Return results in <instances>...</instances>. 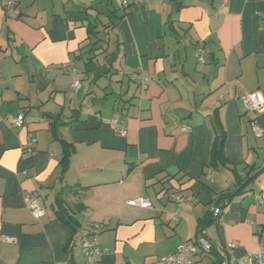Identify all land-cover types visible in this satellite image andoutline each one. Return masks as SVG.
Masks as SVG:
<instances>
[{
	"label": "crops",
	"instance_id": "obj_1",
	"mask_svg": "<svg viewBox=\"0 0 264 264\" xmlns=\"http://www.w3.org/2000/svg\"><path fill=\"white\" fill-rule=\"evenodd\" d=\"M12 1L18 16L0 0V264H86L80 239L93 224L105 249L96 264H159L196 237L198 222L220 194L240 186L221 217L207 225V237L217 254L227 244L238 254L264 246V170L247 185L235 181L264 166V111L251 113L238 98L252 90L264 97V0L132 4L112 30L116 52L108 55L106 44L108 51L89 66L88 47L80 49L87 43L85 23L95 13L106 23L113 0ZM106 54L107 61L119 59V66L111 64L114 76L90 79L95 65L103 71L110 65ZM78 61L97 88L78 94L81 82L76 90L72 84L87 81L84 75L69 77L65 86L44 83L56 71L74 74L63 65L77 70ZM138 71L149 76L144 87ZM103 78L117 81V90L110 91ZM69 87L77 95L65 110L66 97L57 96ZM19 113L20 128L12 124ZM115 115L126 119L124 136L110 125ZM253 118L262 137L250 130ZM212 119L225 130L229 161L217 169L205 166L215 135ZM29 135L36 139L32 153L23 150ZM61 140L74 151L59 180ZM73 184L86 188L78 196L64 193L70 204L85 206L70 246V229L54 217L51 203L63 185ZM175 192L194 201L177 203ZM28 194L44 209L39 219L27 207ZM140 198L150 206L128 203ZM176 213L178 222L172 220ZM215 256H197L196 264H205L203 257L212 264Z\"/></svg>",
	"mask_w": 264,
	"mask_h": 264
},
{
	"label": "built area",
	"instance_id": "obj_2",
	"mask_svg": "<svg viewBox=\"0 0 264 264\" xmlns=\"http://www.w3.org/2000/svg\"><path fill=\"white\" fill-rule=\"evenodd\" d=\"M145 0H119L118 8L123 9L128 7L131 4L143 3ZM6 6L10 8L11 14L13 16L19 15V8L15 6V3L12 0H6ZM264 18V13L262 14ZM197 60L203 62V57L201 51L197 53ZM63 67L70 69L72 72H75L76 69L71 63H66ZM136 80L140 87H144L148 75L142 72H136ZM72 87L76 90L80 87V81L75 80L72 84ZM239 100L242 106L249 112L254 114H260L264 111V97L259 90L246 91L239 95ZM24 116L23 113H19L13 120L12 124L15 127H22ZM125 118L115 115L110 120V125L114 130L120 135L124 136L126 134L125 128ZM250 130L252 134L259 138L263 135V128L260 127L255 118L250 121ZM181 131L188 132V126H181ZM36 139L29 135L27 141L23 145V150L27 153H32L34 149V143ZM172 199L179 202H193L194 198L192 196H184L180 193H173ZM27 207L31 215L35 219H39L44 215V209L40 203V200L37 196L26 195ZM132 205H141L144 207L150 206V201L148 199L140 198L131 200L128 202ZM210 211L214 220H217L221 217L222 208L218 205H212ZM179 214H174L172 220L178 222L180 220ZM99 225H94L90 231L80 240V245L83 250V253L86 257V264H96L100 260V256L105 249L100 246L99 243ZM212 244L207 237L206 229L202 228L198 231L194 239H185L177 245L174 251L171 253L162 256L159 258V264H196L195 258L197 256H208L212 252ZM212 264H264V246H260L251 252H244L242 254L237 253V249L233 244H227L225 247L215 256Z\"/></svg>",
	"mask_w": 264,
	"mask_h": 264
},
{
	"label": "trees",
	"instance_id": "obj_3",
	"mask_svg": "<svg viewBox=\"0 0 264 264\" xmlns=\"http://www.w3.org/2000/svg\"><path fill=\"white\" fill-rule=\"evenodd\" d=\"M107 2L110 3V0H107ZM131 5H129L126 8L121 9L120 13H118V10L120 8H115L112 5L111 8L107 9L106 14H107L108 21L106 23H103L99 19L98 13L94 14L93 20H89V19L87 20V22L85 23L86 30L88 33L87 43L80 48V49H82V48L88 47L86 52L89 54V57H87L85 60V63H84L85 66H89L90 63H94L97 60L96 58L98 55H102L103 53H106L108 51V46L106 45V44H108V39H107V37H105V35H107L109 30H111V29L113 30L115 28V26H117V24L119 23V20H121L128 13L127 9ZM112 53H115V52L114 51H111L110 53L107 52L108 55H110ZM114 56L115 55H113L111 57V59L108 60L107 62L112 63L113 62L112 59L115 58ZM76 57L79 59L81 58V57H79V55H77ZM103 57H106V56H103ZM102 66L103 65H99V66L95 65L94 66L95 67L94 69L96 71H95V75L92 78V80H96V79H98V77L104 76L106 74H109L110 76L115 74V71H113L111 64L108 66L107 69H105V71H103V69L101 68ZM214 119H217V118H214ZM212 122H213V129H214L215 135H214V139H213V142H212V145L210 148L209 159H208V162L205 164V166L208 168H211V169H217V167H219V166H225L229 161H228L227 157L225 156L224 150H223L224 142H225V130L222 127V125L219 123L218 120L212 119ZM73 151H74V148L71 144H68L65 141H62V156H61V160H60L61 171H60L59 180H62V176L68 168L69 158H70V155ZM263 170H264V166L257 169L251 175H250V173H248L244 178H239L236 176L235 181H236V183L238 182V184H240V183H242V181H244L241 185L242 186L247 185V184H249V182L254 177L257 176V174H259ZM85 188L86 187H76L75 184L63 185L61 187V189L55 193L54 199L51 203V207H52V210L54 213V217L56 219H58L59 221H61L64 225L68 226L70 229V237H69V245L70 246L75 244V240L73 238L80 228V222L77 218V214H79L81 211H84L83 209L85 208V206L83 205L82 202H75V203L70 204L66 200V198L64 197V193L70 192V193L78 196L81 194V191L84 190ZM240 188H241V186H240ZM239 189L236 190L234 193L225 192V193L220 194L215 201V205L219 204L220 207L226 206V204H228V202H230V200L233 198V196L236 193H238ZM212 220H214V219H213V217H211V213L208 214L203 220H200L198 222V231L202 228L206 229L207 225ZM94 225L95 224H93L92 226H94ZM86 234L83 235L81 237V239L84 236H86ZM211 252L217 255L213 246H212Z\"/></svg>",
	"mask_w": 264,
	"mask_h": 264
},
{
	"label": "rangeland",
	"instance_id": "obj_4",
	"mask_svg": "<svg viewBox=\"0 0 264 264\" xmlns=\"http://www.w3.org/2000/svg\"><path fill=\"white\" fill-rule=\"evenodd\" d=\"M112 4H113V6L115 7V8H118V1L117 0H113V2H112ZM112 7V5H108V8H111ZM108 8H106V10H105V12L107 13V9ZM120 11H121V9H119L118 10V13H120ZM105 37H107V39H108V43L110 44V46H111V48H110V52L111 51H114V52H116V50H115V46H116V44H115V42H116V37H115V33L112 31V29L111 30H109V32L107 33V35H105ZM103 56H106V57H103V59L105 60V63L107 64L108 62H107V59H108V55L106 54V55H103ZM97 58H102V56L101 55H98L97 56ZM107 58V59H106ZM117 58V57H116ZM113 58L112 59V61H114V63H115V65L114 66H119V59L117 58ZM109 64H112V63H109ZM112 66V68H114V66L113 65H111ZM76 67H77V70H76V72H74V74H72V73H63V72H60V71H56V72H54L53 74H47L46 75V79H45V82L44 83H56L57 85H63V86H65V85H67V83H68V80H69V77H71V76H74L75 78L77 77V76H81V75H84V78L86 77V73L85 72H83V67H82V62H80V61H78L77 62V64H76ZM108 68V66L106 67V69ZM95 69L93 70V72L89 75L88 74V76H90V79L93 77V75H95ZM114 76V75H113ZM87 78V77H86ZM85 78V80H87ZM115 78V77H114ZM62 80H64V83L65 84H61V82H62ZM73 80H74V78H73ZM78 80H79V78H78ZM103 82L102 83H106V82H110V91L112 90V89H114V91L115 90H117L116 88V86L115 85H113L114 83H117V81H114V79H111V81H109V78H103ZM47 81V82H46ZM80 82H81V87H80V89L77 91V93L78 94H81V93H83L84 91H85V89L86 88H89L90 86L92 87V88H97L98 86L96 85H93L95 82H92L91 83V81H82V80H79ZM35 83H42L40 80H37V82H35ZM50 84V86H49V89H51L53 86ZM107 84V83H106ZM113 91V90H112ZM117 92V91H116ZM59 94V93H58ZM76 95L77 94H75L73 91H72V89H71V87H69L68 89H64V91L60 94V95H58L57 96V99L59 100V101H61L62 100V97L61 96H63V97H66V107H65V110H68V104H69V99H71V98H73V99H75L76 98ZM110 101H111V99H109V101H107L105 104L107 105V104H110ZM75 103V102H74ZM74 103H73V105H74ZM88 106V103H86V102H83V104H82V108H86ZM49 201H45V203H44V205H45V207L47 208V209H49V204L50 203H48ZM50 210V209H49ZM209 259L207 258V257H203V263H205V264H209Z\"/></svg>",
	"mask_w": 264,
	"mask_h": 264
}]
</instances>
